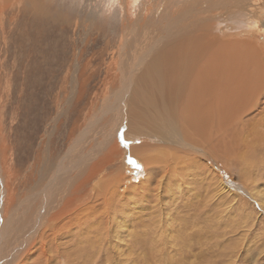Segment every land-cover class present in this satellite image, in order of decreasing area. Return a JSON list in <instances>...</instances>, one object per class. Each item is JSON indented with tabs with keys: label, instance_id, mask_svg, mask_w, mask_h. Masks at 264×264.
<instances>
[{
	"label": "rangeland",
	"instance_id": "374dc122",
	"mask_svg": "<svg viewBox=\"0 0 264 264\" xmlns=\"http://www.w3.org/2000/svg\"><path fill=\"white\" fill-rule=\"evenodd\" d=\"M255 8L0 0V264H264Z\"/></svg>",
	"mask_w": 264,
	"mask_h": 264
},
{
	"label": "bare ground",
	"instance_id": "6f19581e",
	"mask_svg": "<svg viewBox=\"0 0 264 264\" xmlns=\"http://www.w3.org/2000/svg\"><path fill=\"white\" fill-rule=\"evenodd\" d=\"M246 1V0H245ZM239 4L241 5V4H243V5H241V9H240V13H241V15L243 16V13L244 14H246L247 13V11L248 10H246L245 8V4H244V2L242 3V1H239ZM245 7V8H244ZM256 12V13H255ZM251 15L255 18V21H257V24H259V27H261V28H264V10L263 9H258V8H255V10H254V14L253 13H251ZM251 17V16H250ZM242 18V17H241ZM252 19L253 18H251L250 20L252 21ZM243 20V19H242ZM247 20V19H246ZM238 22V21H237ZM239 22H240V20H239ZM242 22V21H241ZM245 21H243V23H244ZM250 22V21H249ZM248 22V23H249ZM253 23H254V21H253ZM242 25V24H241ZM226 26H228V25H225L224 27H226ZM253 27H254V25H253ZM229 28V29H228ZM227 28V30L226 31H228V34H231V31H229L230 30V27H228ZM236 28V27H235ZM254 29V28H253ZM129 30V29H128ZM232 30V29H231ZM235 30H237V29H235ZM263 31V30H262ZM259 32H260V30H259ZM233 33V32H232ZM237 33V32H236ZM241 35V34H240ZM207 40V39H206ZM209 41V40H208ZM213 43V42H212ZM203 44V43H202ZM232 48V47H231ZM243 49H245V48H243ZM252 50V49H251ZM238 54V53H237ZM199 55V54H198ZM244 58V57H243ZM204 63V62H203ZM207 63V62H206ZM210 63V62H209ZM259 66L261 67V63H259ZM165 69V68H164ZM148 71V73L149 72H151L150 70H147ZM185 74V73H184ZM239 76L241 77L242 75H240L241 73H240V71H239ZM146 76H147V72H146V74H145ZM198 75V74H197ZM246 76V75H245ZM145 77V76H144ZM263 77H264V75H263ZM145 79V78H144ZM245 79H246V77H244V82H246L245 81ZM250 79V78H249ZM261 79H262V77H261ZM128 80V79H127ZM144 81H147L146 79L144 80ZM243 81V80H242ZM128 82V81H127ZM129 83V82H128ZM241 83V82H240ZM247 83V82H246ZM242 84V83H241ZM249 85V84H248ZM125 86V85H124ZM193 86V85H192ZM242 86H243V84H242ZM149 87V86H148ZM155 87V86H154ZM243 87H245V89H246V86H243ZM153 88V87H152ZM201 89V88H200ZM236 89H237V87H236ZM153 90V89H152ZM195 90H197V88H195ZM147 91H149V90H147ZM151 91V90H150ZM149 91V92H150ZM157 91V90H156ZM193 91V90H192ZM201 91V90H200ZM239 91H241V90H239ZM138 92H140V91H138ZM238 92V91H237ZM245 92H246V90H245ZM247 93H249V92H247ZM196 94V93H195ZM198 95V94H197ZM246 96V95H245ZM193 98V97H192ZM191 98V99H192ZM190 99V98H189ZM213 99V98H212ZM193 100V99H192ZM195 100V99H194ZM202 100V99H201ZM186 102H187V100H186ZM189 102V101H188ZM232 102V101H231ZM196 104H197V102H195ZM207 103H208V101H207ZM243 103V102H242ZM195 104V105H196ZM206 104V103H205ZM213 104V103H212ZM184 105H186V104H184ZM183 105V108L185 107ZM187 105H189V107H186V111L187 112H189V113H191V111H189L188 109L190 108V103H188ZM186 105V106H187ZM199 105V104H198ZM243 105V104H242ZM192 106H194V105H192ZM191 106V107H192ZM200 106V105H199ZM207 106V105H206ZM205 107V106H204ZM209 107V106H208ZM241 107V106H240ZM193 108V107H192ZM195 108V107H194ZM193 108V109H194ZM197 108H199L198 110H200V108H202V105H201V107H197ZM211 108V107H210ZM210 108H209V110H210ZM121 109V108H120ZM212 109V108H211ZM221 109V108H220ZM180 110V109H179ZM185 110V109H184ZM190 110H191V108H190ZM204 110V109H203ZM186 111H182L183 113H182V115L184 114V112H186ZM195 111H197V110H195ZM224 111V110H223ZM216 112V111H215ZM215 112H212L214 115H215ZM194 113H198L199 115H197V116H201L202 115V111H200V112H194ZM192 114V113H191ZM191 114H189V115H186V117H189ZM196 114H194V115H196ZM213 115V116H214ZM143 116V115H142ZM216 116V115H215ZM167 117V116H166ZM183 117V116H182ZM192 117V116H191ZM217 117V116H216ZM199 118V117H198ZM214 118V117H213ZM200 119H201V117H200ZM204 119V118H203ZM215 119V118H214ZM185 120H188V121H190L188 118H186V119H184V122H185ZM193 120V119H192ZM199 120V119H198ZM202 120V119H201ZM201 120H199V121H201ZM212 120V119H211ZM203 121V120H202ZM202 121H201V124H202ZM216 121V120H215ZM217 121H218V118H217ZM163 122H165V121H163ZM192 122V121H191ZM219 122V121H218ZM198 123V122H197ZM210 123V122H209ZM207 124V123H206ZM187 125V124H186ZM220 125V124H219ZM165 126V125H164ZM191 126H193V125H191ZM211 126V125H210ZM212 126H214V125H212ZM207 127V126H206ZM206 127H202V128H206ZM208 127H209V125H208ZM201 128V129H202ZM211 130V129H210ZM214 130V129H213ZM212 130V131H213ZM199 131H201V130H199ZM199 131H197V132H199ZM203 132H204V134H205V131L204 130H202ZM217 132V131H216ZM215 132V133H216ZM211 133V132H210ZM208 134V133H207ZM214 134H213V132H212V136H213ZM219 135V134H218ZM197 136V135H196ZM195 136V137H196ZM199 136V135H198ZM197 136V137H198ZM202 136H203V134H202ZM209 136H210V134H209ZM212 136H210V138L212 137ZM207 137V136H206ZM213 140V139H212ZM210 141V140H209ZM215 141V140H214ZM206 142V141H205ZM130 155V154H129ZM81 164V163H80ZM126 164H128V162L126 163ZM129 165V164H128ZM62 171V170H61ZM138 173V172H137ZM53 180H55V179H53ZM63 183V182H62ZM62 183H60V185L62 184ZM64 183H66V182H64ZM59 184V183H58ZM68 184V183H67ZM59 187V186H58ZM58 187H56L57 188V190H58ZM50 189H51V187H50ZM50 189H46V191L45 192H47L48 190H50ZM42 191H44V190H42ZM51 191V190H50ZM63 194V193H62ZM44 195V194H43ZM64 195V194H63ZM61 196V193L58 195V197H60ZM51 198L52 199H54V195L53 196H51ZM54 201H55V199L54 200H52V202L54 203ZM50 202V201H49ZM51 202V203H52ZM47 205V203L45 204V205H43V207L38 211V213H36V217H35V222L32 224V225H34V226H36V225H40L41 224V222H39L40 221V218H42V219H44L43 218V215H44V213L48 210V206L47 207H45ZM52 205V204H51ZM45 216V215H44ZM36 228V227H35ZM29 234H31V231H30V233ZM29 234H27V235H29ZM33 234V233H32ZM21 242V241H20ZM24 242V241H23ZM21 244V243H20ZM19 245V244H18ZM18 247V246H17ZM10 258V257H9Z\"/></svg>",
	"mask_w": 264,
	"mask_h": 264
},
{
	"label": "snow or ice",
	"instance_id": "6c2138e0",
	"mask_svg": "<svg viewBox=\"0 0 264 264\" xmlns=\"http://www.w3.org/2000/svg\"><path fill=\"white\" fill-rule=\"evenodd\" d=\"M131 163L135 164V161H130ZM137 167H139V165H137Z\"/></svg>",
	"mask_w": 264,
	"mask_h": 264
}]
</instances>
